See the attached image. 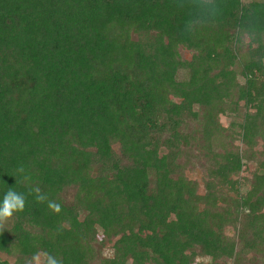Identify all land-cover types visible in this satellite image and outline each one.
I'll list each match as a JSON object with an SVG mask.
<instances>
[{
	"label": "trees",
	"instance_id": "trees-1",
	"mask_svg": "<svg viewBox=\"0 0 264 264\" xmlns=\"http://www.w3.org/2000/svg\"><path fill=\"white\" fill-rule=\"evenodd\" d=\"M9 189L12 264H264V0H0Z\"/></svg>",
	"mask_w": 264,
	"mask_h": 264
},
{
	"label": "rangeland",
	"instance_id": "rangeland-1",
	"mask_svg": "<svg viewBox=\"0 0 264 264\" xmlns=\"http://www.w3.org/2000/svg\"><path fill=\"white\" fill-rule=\"evenodd\" d=\"M244 2H248L250 0H243ZM183 55L184 56H187L188 57V53L186 51H182ZM176 100V99H175ZM221 122L227 126L229 121H230V118L227 117V116H221ZM238 136V133L236 134ZM239 141H236V144H238ZM115 149H117V147L115 146ZM248 169L247 170H244L241 175L238 176L239 179H241V185L242 187L244 188L243 190H245V188L248 187V180L249 178L251 177V170L254 168V165L253 164H249L248 165ZM186 174L190 177V178H195L196 180H199V181H202L204 179V169H201V170H196V171H186ZM201 191H202V186H201ZM70 192V191H69ZM71 193V192H70ZM70 196V194H69ZM227 233L229 235H232L233 232H232V229H228L227 230ZM92 246H93V249H94V257H92L90 259V262L89 264H99L100 263V259L102 257H105L107 255L110 254V251H109V247L108 248H104V247H100L97 243H94L92 242L91 243ZM0 259L2 260H7L9 264H12L15 260V258L13 256H8L4 253H0ZM251 258L248 256V257H245V259H242V263L241 264H253L251 263ZM257 263L259 262V260L257 259H254ZM33 264H43V260L41 258V256H37L33 259Z\"/></svg>",
	"mask_w": 264,
	"mask_h": 264
},
{
	"label": "clouds",
	"instance_id": "clouds-1",
	"mask_svg": "<svg viewBox=\"0 0 264 264\" xmlns=\"http://www.w3.org/2000/svg\"><path fill=\"white\" fill-rule=\"evenodd\" d=\"M35 191L38 193L36 196L37 201L43 202L47 199L45 195L39 194V189H36ZM24 205V195L9 189L4 196L2 204H0V227H2L6 221L12 217L15 211H22L24 209ZM48 207L57 213L60 211V205L53 201H49ZM48 264H57V261L52 257H48Z\"/></svg>",
	"mask_w": 264,
	"mask_h": 264
}]
</instances>
